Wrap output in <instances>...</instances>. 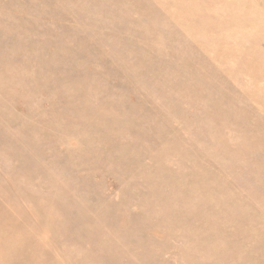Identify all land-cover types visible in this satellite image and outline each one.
<instances>
[{
  "label": "rangeland",
  "instance_id": "374dc122",
  "mask_svg": "<svg viewBox=\"0 0 264 264\" xmlns=\"http://www.w3.org/2000/svg\"><path fill=\"white\" fill-rule=\"evenodd\" d=\"M0 264H264V0H0Z\"/></svg>",
  "mask_w": 264,
  "mask_h": 264
}]
</instances>
